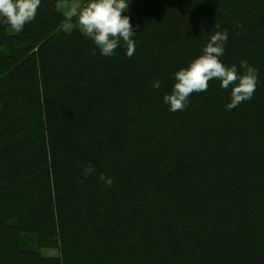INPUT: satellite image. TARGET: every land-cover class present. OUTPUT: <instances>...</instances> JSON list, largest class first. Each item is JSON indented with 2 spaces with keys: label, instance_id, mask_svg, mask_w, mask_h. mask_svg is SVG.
Listing matches in <instances>:
<instances>
[{
  "label": "trees",
  "instance_id": "trees-1",
  "mask_svg": "<svg viewBox=\"0 0 264 264\" xmlns=\"http://www.w3.org/2000/svg\"><path fill=\"white\" fill-rule=\"evenodd\" d=\"M129 2L131 58L60 28L78 0L0 21V264H264V0ZM224 30L253 97L227 110L214 79L169 111L174 74Z\"/></svg>",
  "mask_w": 264,
  "mask_h": 264
},
{
  "label": "clouds",
  "instance_id": "clouds-1",
  "mask_svg": "<svg viewBox=\"0 0 264 264\" xmlns=\"http://www.w3.org/2000/svg\"><path fill=\"white\" fill-rule=\"evenodd\" d=\"M41 2L42 0H0V21L19 33L25 25L35 20ZM129 4V0H86L83 4L73 3L60 28L68 31L73 26L71 20L75 17L80 31L96 46L91 50V55L95 56L96 49H99L101 55L112 57L123 42L126 55L131 58L136 50V41L133 39L136 30L131 24L130 16L123 15L129 10ZM235 23L237 27H243L238 21ZM228 38L227 30L216 31L210 36L201 54L174 74L172 91L163 98L169 111L185 110L190 96L206 92L210 81L214 79L220 81L222 89H231V102L226 105L227 110H232L253 97L259 84V70L247 60H241L239 67L226 66L222 62ZM240 69L244 71L241 73ZM153 87L159 89L161 82L153 81ZM95 171L93 165H87L84 169L85 178ZM100 179L106 187L113 185L112 178L105 174H101Z\"/></svg>",
  "mask_w": 264,
  "mask_h": 264
},
{
  "label": "rangeland",
  "instance_id": "rangeland-1",
  "mask_svg": "<svg viewBox=\"0 0 264 264\" xmlns=\"http://www.w3.org/2000/svg\"><path fill=\"white\" fill-rule=\"evenodd\" d=\"M86 2V0H78V3H81V4H83V3H85ZM70 10V9H69ZM69 10H66L64 13L66 14V13H68L69 12ZM62 16V14H58V15H56L55 16V18L56 19H58V18H60ZM52 256H55V255H57L55 252H49ZM49 253H47L46 255H50Z\"/></svg>",
  "mask_w": 264,
  "mask_h": 264
}]
</instances>
